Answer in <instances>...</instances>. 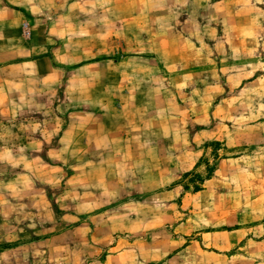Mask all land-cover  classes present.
<instances>
[{"label":"rangeland","instance_id":"obj_1","mask_svg":"<svg viewBox=\"0 0 264 264\" xmlns=\"http://www.w3.org/2000/svg\"><path fill=\"white\" fill-rule=\"evenodd\" d=\"M0 264H264V0H0Z\"/></svg>","mask_w":264,"mask_h":264},{"label":"crops","instance_id":"obj_2","mask_svg":"<svg viewBox=\"0 0 264 264\" xmlns=\"http://www.w3.org/2000/svg\"><path fill=\"white\" fill-rule=\"evenodd\" d=\"M47 41H48V40H45L44 43H47ZM30 53H32L31 50H28V49H27V54H26V55H29ZM58 53H60L58 49H57L56 51H53V50H52V51H51V56H52V57H51V60H53L54 55H58ZM29 58H30V57H29ZM39 60L43 62V61H45V60H48V57L44 56V57L39 58ZM39 60H38V61H39ZM51 60L49 59V61H51ZM28 62H29V61H28ZM24 65H25V64H24ZM68 65H69V64H68ZM99 118H101V117H90V118H87V117H86V118H83V117H81L80 119H81V120H85V121H87V120H88V121H94V120H98ZM76 124H78V123H76ZM106 137H107V134H106V136H105L104 138H102V139H106ZM94 140H99V139H94ZM109 140H110V139H109Z\"/></svg>","mask_w":264,"mask_h":264}]
</instances>
